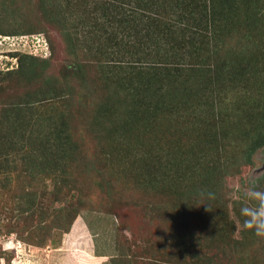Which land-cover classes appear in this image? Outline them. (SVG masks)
<instances>
[{
	"label": "rangeland",
	"instance_id": "rangeland-1",
	"mask_svg": "<svg viewBox=\"0 0 264 264\" xmlns=\"http://www.w3.org/2000/svg\"><path fill=\"white\" fill-rule=\"evenodd\" d=\"M86 1L0 0V264H126L125 258L130 259L127 264H192L202 253L211 252L219 258L216 264H264V237L244 228L230 209L232 200L239 198L256 206L245 193L264 191V147L255 152L252 164L240 163L226 178L230 189L226 195L223 186L210 199L215 206L216 196L218 202L226 198L229 209L225 218L214 208H204L206 197L193 199L190 205L185 202L181 208L182 201L143 190L135 179L116 171L106 176L109 188H98L100 176L95 168L99 162L94 155L98 145L87 125L98 101L117 96L113 92L118 87V96L129 95L119 84L127 81L129 87L134 81H146L145 71L153 66L148 51L160 50L164 62L157 67L165 74L174 72L184 86L194 84L208 96H216L210 89L223 77L225 81L233 77L239 54L245 59L251 57L242 66L247 87L239 83L234 88V82H227L217 96L224 100L244 96L246 101L264 96V25L259 18L255 21L259 10L253 14L243 10L260 0H222L221 10L219 0ZM95 3L107 7L109 17L95 10ZM40 4L47 5L43 11ZM51 7L62 20L55 25L45 14ZM37 29L40 34L31 35ZM44 38L50 55L27 59L24 54L49 53ZM169 52L173 55L168 58ZM218 57L222 61L216 60ZM79 69L82 78H76ZM104 75L113 78L105 80ZM78 96H87L80 107ZM59 112L65 113L70 141L88 159L86 172L80 168L73 174L67 167L78 188L69 191L67 197L77 206L72 219L61 212L65 204L52 193V177H31L17 155L18 144L26 141L31 149L36 145L35 133L22 126L24 118L32 113L54 120ZM139 139L145 143L159 141L152 133L145 138L140 134ZM6 146L12 150L8 154L11 165L23 174L11 184L4 176L9 164ZM159 204L163 215L152 216V209ZM29 213L27 241L20 237L19 227L26 226L24 216ZM183 215L188 219L184 236L190 234L200 241L184 252L173 240L180 238L177 225L184 226ZM60 217L67 230L50 227ZM37 224L41 228L32 229ZM10 229L14 231L8 232ZM208 236L213 240L208 241ZM194 252L198 254L193 259Z\"/></svg>",
	"mask_w": 264,
	"mask_h": 264
},
{
	"label": "trees",
	"instance_id": "trees-1",
	"mask_svg": "<svg viewBox=\"0 0 264 264\" xmlns=\"http://www.w3.org/2000/svg\"><path fill=\"white\" fill-rule=\"evenodd\" d=\"M85 2L87 1L85 0ZM222 2L224 1H218L220 3L219 10L223 8L224 3L222 4ZM101 5L95 3L97 8L95 10H100L102 16H108L107 7ZM45 6L47 5L40 4V9L43 11ZM257 6L260 9H256ZM263 8L264 0H260L247 4L243 10H248L252 14L259 10V17L255 21L259 18L258 21L264 25ZM45 14L47 20L54 25L62 21L55 7L46 10ZM2 31L5 32L6 30ZM30 32L32 31L10 32L9 34L17 35ZM39 34L40 31L37 29L35 34L31 35ZM151 39L150 37L149 40ZM43 40L47 46L48 54L31 53L24 54V56L27 59L49 56L50 45L46 38ZM141 54L138 55L140 61L143 60ZM149 54H151L153 66L145 71L144 78L146 81H134L128 87L127 81L119 84V81L116 80L118 86L123 91L124 89L127 90L129 95L118 96L120 95V88L118 87L113 92L117 96L111 97L110 100L107 96V99L98 101L97 108L88 117V130L94 135L98 145V150L94 154L97 162H99L95 168L100 176L97 179V187L102 190L109 188V185L106 186L108 183L106 176L116 171L121 176L126 177L128 175L127 179L130 177L135 179L136 185L140 188L143 187V190H150L155 195L182 201L183 203L180 202L181 208L186 205L185 202L188 203L193 199L201 201L206 197L208 203L204 204V208L209 211L215 209L216 212L225 217L229 209L228 203L225 202L227 201L226 198L218 202L216 196L215 206H212L210 199L215 197L214 193L218 191L219 187L224 186L226 195L230 191L229 187L225 185L226 178L234 173L235 167L239 166L240 163L252 164L255 152L264 147V96H261L263 99H260L261 97L259 99L253 98L257 101L252 99L246 101L244 96H232L228 100H224L222 96H217V92L224 89L223 84L227 82L230 84L234 82V88L239 83L247 87L244 85L245 74L242 66H245V62L251 57L245 59L239 54V60H236L238 62L237 68H233V77H228L226 81L223 77L221 82H217L210 89L211 94L216 96H208L205 91L199 92L202 90L194 84L184 86L179 75L173 74L174 72L165 74L162 68L157 67L161 62H164L163 58L160 57V50L154 53L148 51L147 55ZM172 55L173 52H169L168 58ZM216 60L222 61L221 57L216 58ZM242 62L244 63L242 64ZM156 67L158 70L155 69ZM239 67L241 68L239 69ZM139 75L140 73H138ZM107 76L104 75L105 80L109 77L113 78L110 75ZM123 76L122 74L120 78ZM76 78H82L81 69H79V75ZM245 87L239 88L246 91ZM181 93H185L186 96H182ZM196 93H198L197 96ZM85 97L87 96H78L77 105L79 107L83 105ZM58 115L54 120L32 113L28 119L25 117L24 121L21 122L22 126H26V131L31 130L35 133L37 139H34V142L36 145L31 149L25 143L26 141L18 144L17 151L19 154L17 153V155H20L21 159L19 157L18 159L24 162L23 170L25 172L30 171L31 177L35 174H39L42 179H45L44 176L50 179L52 177L54 181V192L52 193L58 201H64L66 207L63 206L61 212H65L66 215L70 214L69 217L72 219L77 214V206L74 207L72 202H68L67 197L69 191L73 188L78 190V188L75 178L70 173L74 174V169L80 168L86 172L88 159L85 154L79 151V147L70 141V130L65 113L59 112ZM174 127L178 129H173ZM166 129L169 132H166ZM42 131H45L44 134ZM150 133L154 135V139L157 138L159 141L145 143L139 139L140 134L145 138ZM134 140H138V143H131ZM7 148L9 150L6 149L5 160L9 164L5 168L4 176L7 178V184H11L15 178H19L23 174L20 173V170H15L14 165H11V160H9L11 157L8 154L12 150ZM68 166L71 172L68 171ZM27 192L29 191L27 190ZM188 204L190 205V203ZM243 206L252 207L249 200L243 198L232 200L230 207L240 218L239 221L242 225L247 219L240 214V209ZM161 211V204L156 205L155 209H152L151 215L161 216L163 215ZM29 215L30 213L28 216H24L25 221L23 222L26 226L21 225L19 227L20 237L27 241H30L29 232L31 231L26 223ZM182 217L184 218V226L177 225L180 228L179 232H181L180 238L178 240L173 238V240L177 245L176 248L184 252L200 241L193 239L190 234L184 236L186 232L182 230L185 229L188 219L186 215ZM57 219L52 222L50 227L54 225L67 230L68 227L63 226L64 219L62 217ZM35 228L41 227L37 224L32 227V229ZM13 231L12 229L8 230V232ZM24 231L25 234L21 235ZM206 238L208 241L213 240L209 236ZM44 241L45 237L41 240V244ZM197 254L194 252L192 258H196ZM124 260L127 263L130 261L128 258ZM217 260L219 258L212 252L202 253L201 256L199 255L193 260L192 264H216Z\"/></svg>",
	"mask_w": 264,
	"mask_h": 264
},
{
	"label": "clouds",
	"instance_id": "clouds-1",
	"mask_svg": "<svg viewBox=\"0 0 264 264\" xmlns=\"http://www.w3.org/2000/svg\"><path fill=\"white\" fill-rule=\"evenodd\" d=\"M245 196L257 204L254 207H241V215L247 217L243 225L246 229H253L257 236L264 237V191L252 189Z\"/></svg>",
	"mask_w": 264,
	"mask_h": 264
}]
</instances>
